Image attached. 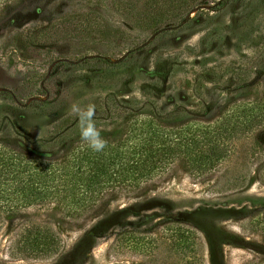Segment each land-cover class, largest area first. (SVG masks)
I'll return each mask as SVG.
<instances>
[{"label": "rangeland", "instance_id": "rangeland-1", "mask_svg": "<svg viewBox=\"0 0 264 264\" xmlns=\"http://www.w3.org/2000/svg\"><path fill=\"white\" fill-rule=\"evenodd\" d=\"M202 1L182 12L176 0H0V144L48 159L85 144L73 104L93 105L111 142L264 103V0ZM63 118L69 130L50 140ZM225 146L199 177L179 159L76 218L30 207L3 220L0 264H264V122ZM31 226L57 235L55 254L19 253Z\"/></svg>", "mask_w": 264, "mask_h": 264}, {"label": "trees", "instance_id": "trees-1", "mask_svg": "<svg viewBox=\"0 0 264 264\" xmlns=\"http://www.w3.org/2000/svg\"><path fill=\"white\" fill-rule=\"evenodd\" d=\"M195 1L176 0V8L187 11ZM225 1L209 2L220 7ZM111 102L123 109L117 98ZM263 104L243 106L240 113L224 116L213 127H197L185 133L176 129L165 132L151 125L139 129L130 126L125 141L106 142L101 152L73 144L56 159H48L36 148L0 144V224L30 207H51L64 218H76L94 207L105 192L138 188L179 159L199 177L225 158L227 140H237L263 124ZM67 119L53 126L50 140L69 130L62 129ZM16 245L26 257H47L57 252L59 238L45 227L31 226L17 234Z\"/></svg>", "mask_w": 264, "mask_h": 264}, {"label": "clouds", "instance_id": "clouds-1", "mask_svg": "<svg viewBox=\"0 0 264 264\" xmlns=\"http://www.w3.org/2000/svg\"><path fill=\"white\" fill-rule=\"evenodd\" d=\"M70 110L75 114L76 119L79 122L80 140L94 152L103 151L106 141L94 121V106L88 105L86 107H81L80 105L73 104L71 105Z\"/></svg>", "mask_w": 264, "mask_h": 264}]
</instances>
